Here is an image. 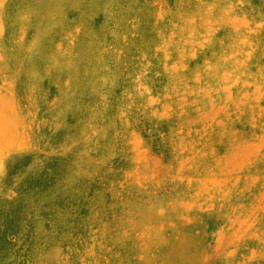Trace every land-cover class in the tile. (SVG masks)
I'll use <instances>...</instances> for the list:
<instances>
[{"label":"rangeland","instance_id":"rangeland-1","mask_svg":"<svg viewBox=\"0 0 264 264\" xmlns=\"http://www.w3.org/2000/svg\"><path fill=\"white\" fill-rule=\"evenodd\" d=\"M0 264H264V0H0Z\"/></svg>","mask_w":264,"mask_h":264}]
</instances>
